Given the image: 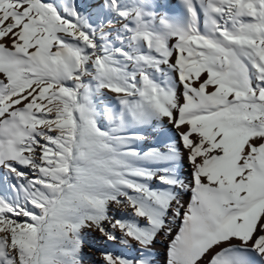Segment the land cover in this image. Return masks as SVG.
<instances>
[{
  "label": "snow or ice",
  "instance_id": "1",
  "mask_svg": "<svg viewBox=\"0 0 264 264\" xmlns=\"http://www.w3.org/2000/svg\"><path fill=\"white\" fill-rule=\"evenodd\" d=\"M92 237L264 264V0H0V264Z\"/></svg>",
  "mask_w": 264,
  "mask_h": 264
},
{
  "label": "bare ground",
  "instance_id": "2",
  "mask_svg": "<svg viewBox=\"0 0 264 264\" xmlns=\"http://www.w3.org/2000/svg\"><path fill=\"white\" fill-rule=\"evenodd\" d=\"M190 168L187 164V161L184 162L183 174L186 176ZM185 199H188L185 196ZM102 247V242L96 238H89L87 244L84 248L85 253V264H97V261L100 258V253L98 249ZM155 251L157 253V264H166V242L158 241Z\"/></svg>",
  "mask_w": 264,
  "mask_h": 264
},
{
  "label": "rangeland",
  "instance_id": "3",
  "mask_svg": "<svg viewBox=\"0 0 264 264\" xmlns=\"http://www.w3.org/2000/svg\"><path fill=\"white\" fill-rule=\"evenodd\" d=\"M173 2L175 3V0H173Z\"/></svg>",
  "mask_w": 264,
  "mask_h": 264
}]
</instances>
